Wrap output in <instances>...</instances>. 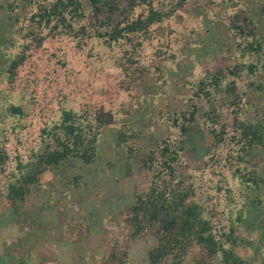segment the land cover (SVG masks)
Returning a JSON list of instances; mask_svg holds the SVG:
<instances>
[{"label":"rangeland","instance_id":"obj_1","mask_svg":"<svg viewBox=\"0 0 264 264\" xmlns=\"http://www.w3.org/2000/svg\"><path fill=\"white\" fill-rule=\"evenodd\" d=\"M155 4L164 12L175 8L154 26L155 44L171 40L175 56L161 63L165 83L144 72L127 90L121 86L127 77L120 46L110 47L93 34L67 32L48 34L38 46L24 37L34 28L24 0H0V148L9 156L0 174V264H103L114 245L118 254L125 251L122 264H150L149 250L156 237L150 233L133 237L123 212L151 183L141 156L164 137L179 135L168 115L191 107L192 83L209 69L258 62L257 73L244 74L238 86L247 104L246 116L257 120L264 115V91L249 87L251 81L264 79V53L243 57L239 34L230 29L234 15H239V25L254 27L264 46V0H155ZM24 44L26 59L11 79L10 61ZM152 52L147 48L141 53L148 66ZM195 103L198 112L188 125L180 173L193 184L192 199L216 232L234 229L239 239L234 250L245 264H264V147L245 152L247 161L241 167L244 172L256 170L258 183L243 182L229 162L237 146L215 145L208 104L204 98ZM11 106L20 107L21 113H13ZM63 109L90 110L110 120L99 138L97 160L84 164L71 158L47 169L28 200L10 208L4 187L19 175L17 165L27 163L42 147V129L58 123ZM218 113L221 122L231 121L227 107ZM119 129L133 134L129 146L118 141ZM186 259L194 264L191 254Z\"/></svg>","mask_w":264,"mask_h":264},{"label":"trees","instance_id":"obj_2","mask_svg":"<svg viewBox=\"0 0 264 264\" xmlns=\"http://www.w3.org/2000/svg\"><path fill=\"white\" fill-rule=\"evenodd\" d=\"M27 19L34 24L25 31L24 37L41 46L48 34L67 32L74 35H92L104 40L110 46H120L124 52L121 68L125 77L121 86L129 90L144 72H152L157 81L165 83L164 67L166 58L175 56L172 41L155 44L154 26L170 16L155 4V0H24ZM87 4V7L86 5ZM11 9L16 5L9 4ZM239 15H234L230 29L239 34L242 56L264 53V46L254 27L239 25ZM246 23L252 24L249 18ZM45 30H48L44 34ZM251 38V39H249ZM10 61V78L24 63L25 49ZM152 48L151 65L141 60V53ZM260 69L259 63L234 64L223 70L209 69L192 83L191 107L180 114L168 115L171 127L179 130L178 136H166L147 154L141 162L151 172L150 186L136 193L134 202L123 212L124 222L129 225L133 237L153 234L157 243L149 250L150 264H190L186 257L191 254L194 264H245L246 260L234 250L239 239L233 228L228 233H217L213 222L203 215L202 207L192 199L193 184L180 173L182 152L186 147L188 125L196 121L198 106L195 100L204 98L208 104L206 115L211 119V132L215 145L237 146L236 155L229 162L233 173L245 183H258L256 170L242 169L247 161L245 152L253 147H264V115L250 120L239 91L238 80L244 74L254 75ZM127 83V86L125 84ZM249 87L264 91V79L251 81ZM230 109L231 121H220L219 109ZM13 113L21 108L11 106ZM110 123L106 117L94 115L90 110L76 112L63 109L61 120L52 127L42 129L43 145L33 153L27 163L17 165L19 175H14L4 192L13 209L25 203L32 189L40 183V175L47 169L57 168L71 158H79L90 164L98 158V144L105 127ZM126 128V126L124 127ZM118 141L129 146L133 134L129 129L118 130ZM134 152L132 148H129ZM8 154L0 148V174ZM234 160V161H232ZM234 164V165H233ZM196 250V251H195ZM125 251L118 254L116 245L103 264H122ZM32 264V263H30ZM45 264V262H42Z\"/></svg>","mask_w":264,"mask_h":264}]
</instances>
